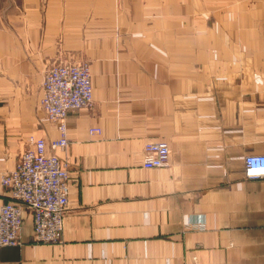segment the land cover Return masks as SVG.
<instances>
[{
	"label": "crops",
	"instance_id": "1",
	"mask_svg": "<svg viewBox=\"0 0 264 264\" xmlns=\"http://www.w3.org/2000/svg\"><path fill=\"white\" fill-rule=\"evenodd\" d=\"M72 62L94 104L52 150L43 73ZM30 138L69 164V209L49 244L26 209L0 264H264V178L244 174L264 154V0H0V180ZM148 143L167 167H143Z\"/></svg>",
	"mask_w": 264,
	"mask_h": 264
},
{
	"label": "built area",
	"instance_id": "2",
	"mask_svg": "<svg viewBox=\"0 0 264 264\" xmlns=\"http://www.w3.org/2000/svg\"><path fill=\"white\" fill-rule=\"evenodd\" d=\"M42 110L56 125L59 139L50 149L65 151L68 147L70 112L89 109L93 105V83L87 63H65L47 69L43 76ZM90 135H100V128H90ZM170 148L166 143L144 146L143 167L160 169L169 165ZM244 174L248 179L264 178V154L244 159ZM0 183L11 189L12 200L0 207V247L22 245L21 230L24 212L33 218L34 241H60L64 219L69 209V164L49 151L43 138H30L14 170L2 174Z\"/></svg>",
	"mask_w": 264,
	"mask_h": 264
},
{
	"label": "rangeland",
	"instance_id": "3",
	"mask_svg": "<svg viewBox=\"0 0 264 264\" xmlns=\"http://www.w3.org/2000/svg\"><path fill=\"white\" fill-rule=\"evenodd\" d=\"M72 63H76V62H72ZM77 63H87L89 66H90V64L88 63V62H77ZM61 64H65V63H60V64H56V65H61ZM55 66V65H54ZM52 67V66H51ZM50 67V68H51ZM49 69V68H48ZM47 70V69H46ZM45 73V72H44ZM44 73H43V76H44ZM42 83H43V78H42ZM93 104H94V100H93ZM92 107H93V105H92ZM91 107V108H92ZM90 109V108H89ZM74 112V111H73ZM47 116V115H46ZM48 118V117H47ZM49 120V119H48ZM50 121V120H49ZM51 122V121H50ZM54 142V141H53ZM16 166H17V164H16ZM15 169V168H14ZM13 169V170H14ZM12 171V170H11ZM7 173V172H6ZM5 174V173H4ZM6 188H8V187H6ZM9 190H10V193H11V189L10 188H8Z\"/></svg>",
	"mask_w": 264,
	"mask_h": 264
}]
</instances>
